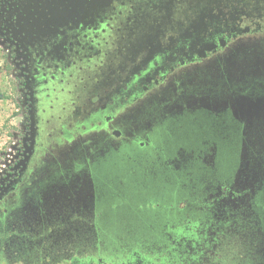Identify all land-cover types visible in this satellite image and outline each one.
Segmentation results:
<instances>
[{"label": "flooded vegetation", "instance_id": "af4514ba", "mask_svg": "<svg viewBox=\"0 0 264 264\" xmlns=\"http://www.w3.org/2000/svg\"><path fill=\"white\" fill-rule=\"evenodd\" d=\"M71 2L0 0L1 34L20 59L21 79L29 90L30 112L33 108L36 114L35 140H31L26 164L7 176L0 186V255H12L14 262L32 256L37 236L32 237L24 226L67 224L72 219V199L66 190L79 189L75 184L80 178L77 174L82 173L89 175L95 186L99 255L62 256L55 260L50 257L52 264H218L219 246L226 244L231 251L234 240L241 244V263L264 264V175L254 187L246 186L252 196L250 202L232 201L249 189L240 192L235 186L245 139L243 126L229 109L189 105L157 115L151 123L136 129L115 121L117 112L148 100L151 94H230L227 72L204 87L192 84L185 88L181 82L200 77L202 70L213 66L211 62L228 47L264 28V0H101L93 5L90 2L91 6L81 10V15ZM113 47L111 61L117 62L115 65L108 64L107 57ZM259 69L248 79L252 82L247 83L249 90L238 94H264L260 90V86L264 87V71ZM89 70L92 89H101L107 95L105 102L92 110L77 129L105 127L106 136L99 140V148L89 160L77 161L71 169L37 171L33 163L41 151L39 118L50 94L47 91L51 84L55 87L75 77L77 71ZM177 83L178 91L174 92L172 87ZM210 116L215 117L213 121L219 129L229 131L227 142L219 135L209 134ZM198 120L202 122L199 130L206 133L202 140H196L200 135H195L192 141L191 125ZM174 121H185L181 130L187 134L179 137L183 139L179 140L181 150L169 164L190 170L192 177L186 180L190 185L185 182L180 191L170 189L162 194L152 186L138 195L143 200L142 217L162 226L163 240L144 246L132 239L117 249L110 248L99 237L101 194L97 180L85 168L95 164L92 161L97 158L107 160L112 153H122L128 147L148 154L164 136V125L167 123L168 127ZM64 136L71 138L67 132ZM234 146H238V153L231 162ZM227 154L230 159H226ZM225 159L230 163L221 170L220 161ZM205 167L215 173L208 175ZM151 176L154 181L163 178L156 172ZM169 177L171 181L172 176ZM105 251L116 259L108 262L103 257ZM34 252L37 259L38 252ZM46 257L42 256L43 263Z\"/></svg>", "mask_w": 264, "mask_h": 264}, {"label": "rangeland", "instance_id": "374dc122", "mask_svg": "<svg viewBox=\"0 0 264 264\" xmlns=\"http://www.w3.org/2000/svg\"><path fill=\"white\" fill-rule=\"evenodd\" d=\"M1 33L0 30V186L4 185L7 176L26 164L25 158L29 154L32 140L29 90L21 79L23 74L21 62ZM235 44L228 47V51L222 53L217 60L211 62L213 66L203 69L200 77L195 76L190 80H182L183 87L187 88L192 84L204 87L209 83L208 81L214 79H216L215 82L218 81L220 73H228L234 66L244 64H258L264 71V28L257 33L242 37ZM114 52L113 47L109 51L111 55L107 56L108 64L113 63L111 58ZM90 74H92L90 70L77 71L75 77L67 78L62 84H55V87L51 84L50 88L55 90L47 91L50 94L43 102L39 118L41 151L33 163L37 171H48L55 168L71 169L77 161L89 160L99 148V140L106 136L105 127L77 129V125L90 117L92 110L105 102L107 95L103 94L101 89L99 91L92 89L94 83L89 78ZM172 90L178 91V83L172 87ZM206 96L205 94H151L148 100L138 102L130 109L117 112L115 121L119 124L125 123L131 129L142 128L151 123L157 115L178 111V108L189 105L199 106V102ZM214 109L221 110L217 107ZM214 118V116L209 117V134L219 135L224 142H227L229 131L219 129L213 121ZM182 123L185 121H174L169 123L168 127L166 123L162 128L164 136L158 142L157 148L151 147L148 154H142L128 147L122 153H112L107 160L104 158L91 160L96 163L85 168L97 180L101 194L99 237L101 242L107 243L110 248L117 249L132 239L144 246L159 244L163 240L162 226L157 223L153 224L142 217L143 200L138 195L145 193L146 188L152 186L158 187L159 194L166 193L170 189L180 191L182 184L192 177L191 171L187 168L177 169L169 164L171 158H178L181 150L179 142H183V139L179 137L187 134L181 130ZM201 123V120H198L191 125L193 127L190 129L192 141L195 135H200V138L196 140L204 138L203 135L206 132L199 130ZM65 132L71 135L70 139L65 138ZM233 150L230 157L231 162H234L237 157L238 146H234ZM229 156L227 154L226 159H230ZM226 159L220 161L221 170L230 163L226 162ZM205 169L208 175L215 173L211 168L205 167ZM166 171L169 173H165ZM155 172L160 173L163 178L152 180L151 175ZM77 175L80 178L77 179L78 184L75 185L79 189L66 190V194L72 199L69 208L72 219L67 224L59 226L41 223L24 226L23 229L32 237L37 236L35 239L37 246L30 252L32 256L14 262L12 255L2 254L0 264H52L50 257L55 260L62 256L95 258L99 255L96 246L97 234L93 204L95 186L89 175L82 173ZM169 176H172L171 181H168ZM186 183L190 185V182ZM249 185L238 183L235 186L241 192ZM249 191L250 189L245 190V193L232 201L235 203L250 202L252 196L248 195ZM234 241V249L231 251H228L226 244L219 246L220 256L216 260L218 264H234V262L246 264L241 263L240 241ZM36 250L37 259L33 256ZM44 255H47L45 263L41 261ZM103 257L108 262L116 259L107 251L104 252Z\"/></svg>", "mask_w": 264, "mask_h": 264}, {"label": "water", "instance_id": "95a60500", "mask_svg": "<svg viewBox=\"0 0 264 264\" xmlns=\"http://www.w3.org/2000/svg\"><path fill=\"white\" fill-rule=\"evenodd\" d=\"M101 0H73L71 6L81 15V10ZM80 8L78 10L77 8ZM69 14H71L69 12ZM258 64H244L234 66L227 74L230 94H211L202 99L200 107L229 109L233 118L243 126L244 145L239 154V163L236 170V184L253 186L264 175V94H238L249 90L247 83L256 71H261ZM262 73V72H260ZM259 73V74H260ZM213 91L207 89L206 91ZM260 90L264 87L260 86ZM255 92V91H254ZM31 97L33 95L31 94ZM35 111L30 112L32 140H35ZM235 184V185H236Z\"/></svg>", "mask_w": 264, "mask_h": 264}]
</instances>
